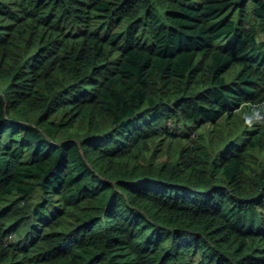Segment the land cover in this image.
<instances>
[{"label":"trees","instance_id":"1","mask_svg":"<svg viewBox=\"0 0 264 264\" xmlns=\"http://www.w3.org/2000/svg\"><path fill=\"white\" fill-rule=\"evenodd\" d=\"M0 264H264V0H0Z\"/></svg>","mask_w":264,"mask_h":264}]
</instances>
